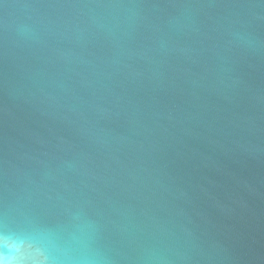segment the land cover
Here are the masks:
<instances>
[{
  "label": "water",
  "instance_id": "obj_1",
  "mask_svg": "<svg viewBox=\"0 0 264 264\" xmlns=\"http://www.w3.org/2000/svg\"><path fill=\"white\" fill-rule=\"evenodd\" d=\"M0 257L264 264V0H0Z\"/></svg>",
  "mask_w": 264,
  "mask_h": 264
},
{
  "label": "clouds",
  "instance_id": "obj_2",
  "mask_svg": "<svg viewBox=\"0 0 264 264\" xmlns=\"http://www.w3.org/2000/svg\"><path fill=\"white\" fill-rule=\"evenodd\" d=\"M0 264H46L43 260L21 261L15 257H0Z\"/></svg>",
  "mask_w": 264,
  "mask_h": 264
}]
</instances>
